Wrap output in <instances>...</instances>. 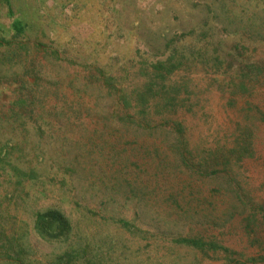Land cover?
Here are the masks:
<instances>
[{
    "label": "rangeland",
    "instance_id": "obj_1",
    "mask_svg": "<svg viewBox=\"0 0 264 264\" xmlns=\"http://www.w3.org/2000/svg\"><path fill=\"white\" fill-rule=\"evenodd\" d=\"M0 264H264V0H0Z\"/></svg>",
    "mask_w": 264,
    "mask_h": 264
},
{
    "label": "trees",
    "instance_id": "obj_2",
    "mask_svg": "<svg viewBox=\"0 0 264 264\" xmlns=\"http://www.w3.org/2000/svg\"><path fill=\"white\" fill-rule=\"evenodd\" d=\"M20 23V20L15 19L13 22V26L17 31L21 32L22 28L20 26ZM162 76H159V81L162 83L161 85H164V81L166 82V74ZM149 78L150 81L146 84V87L148 86V88L153 84L156 85V81L154 80V78L152 76H149ZM157 95L161 96L160 92H158ZM144 97L145 95H143L142 93L140 98L143 100ZM71 229L72 226L70 220L65 217L59 209H50L45 212H40L37 214L35 219L36 233L40 237L48 241L62 240L68 237Z\"/></svg>",
    "mask_w": 264,
    "mask_h": 264
}]
</instances>
